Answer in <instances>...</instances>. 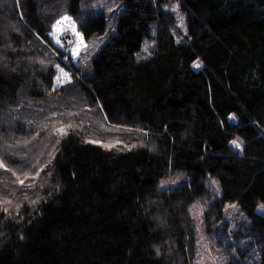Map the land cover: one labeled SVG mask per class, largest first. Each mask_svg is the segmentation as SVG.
Returning <instances> with one entry per match:
<instances>
[{"label":"trees","instance_id":"16d2710c","mask_svg":"<svg viewBox=\"0 0 264 264\" xmlns=\"http://www.w3.org/2000/svg\"><path fill=\"white\" fill-rule=\"evenodd\" d=\"M0 164V264H264V0H0Z\"/></svg>","mask_w":264,"mask_h":264},{"label":"rangeland","instance_id":"374dc122","mask_svg":"<svg viewBox=\"0 0 264 264\" xmlns=\"http://www.w3.org/2000/svg\"><path fill=\"white\" fill-rule=\"evenodd\" d=\"M167 7L171 8L176 15V26L173 29V33L176 37L177 41H182L184 39L185 34L187 33L186 23L184 20V15L180 11L178 2H174ZM65 17L69 19L67 21L64 20ZM59 22V23H58ZM52 35L53 42L65 49L67 53H69L73 59V61L77 62L80 58H87L89 54L93 51V49L100 43V38L96 37L89 41H87L83 34L78 30L77 24L74 18L70 14H64L59 17L52 26ZM104 40V38H102ZM58 41V42H57ZM151 42H145L143 46L142 53L145 55L150 52ZM63 73H67L68 77H64ZM60 78L59 81L57 78ZM72 79L71 69L67 66H59L58 74L56 77V84L59 86L66 82H70ZM233 117V115H231ZM236 141V140H234ZM239 143V141H236ZM233 146H236L233 141L231 142ZM180 177L174 176L170 177L166 183H172L173 181H177ZM210 185L219 191V185L215 179L211 180ZM162 186V185H161ZM263 206V205H262ZM261 205L259 208H263ZM202 211L203 207L200 205L194 206L192 208L193 216L197 222V228L199 232V239L201 243V250L199 252V260L201 264H222V256L212 247L211 241L208 237L202 232L200 222L202 219Z\"/></svg>","mask_w":264,"mask_h":264},{"label":"snow or ice","instance_id":"6c2138e0","mask_svg":"<svg viewBox=\"0 0 264 264\" xmlns=\"http://www.w3.org/2000/svg\"><path fill=\"white\" fill-rule=\"evenodd\" d=\"M68 19H69L68 17H65V18H64L65 21H67ZM58 23H59V22H58ZM57 42H58V41H57ZM198 66H199V65H197V67H198ZM61 72H62V74H63L64 77H68V74H67V73H63V70H61ZM59 79H60V78L58 77L57 80L59 81ZM69 127H71V125H69ZM55 131H56L57 133L61 134V135H66V134H67L66 131H65V129H64L63 127L58 128V129H55ZM89 142L95 143V141H89ZM233 143H234L237 147L240 146L236 141H233ZM105 146L111 148L113 145L109 144V145H105ZM0 167H3V164H0ZM19 183L23 184L24 181H23V180H20Z\"/></svg>","mask_w":264,"mask_h":264}]
</instances>
